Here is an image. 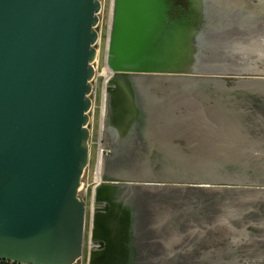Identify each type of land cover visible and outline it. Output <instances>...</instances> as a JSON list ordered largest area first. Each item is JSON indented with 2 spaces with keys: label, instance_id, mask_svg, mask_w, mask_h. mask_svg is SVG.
Instances as JSON below:
<instances>
[{
  "label": "water",
  "instance_id": "obj_1",
  "mask_svg": "<svg viewBox=\"0 0 264 264\" xmlns=\"http://www.w3.org/2000/svg\"><path fill=\"white\" fill-rule=\"evenodd\" d=\"M167 1L112 0L105 52L112 73L105 88L107 149L125 144L151 110L148 95L139 92L147 80L142 85L138 78L208 63L200 53H171L205 48L194 27L167 24ZM186 1L191 20L212 18L215 0ZM100 11V0H0L2 260L76 264L83 253L86 202L79 188L89 162ZM113 186L93 189L94 201L105 207L93 208L103 215H91L96 247L89 264H116L138 223L114 206L120 190Z\"/></svg>",
  "mask_w": 264,
  "mask_h": 264
},
{
  "label": "rangeland",
  "instance_id": "obj_2",
  "mask_svg": "<svg viewBox=\"0 0 264 264\" xmlns=\"http://www.w3.org/2000/svg\"><path fill=\"white\" fill-rule=\"evenodd\" d=\"M100 2L90 153L79 191L86 202L84 250L91 208L105 207L92 191L108 184L120 190L114 206L138 222L121 248L120 256L130 255L122 263L264 264V53H200L210 66L216 56L224 62L218 71L197 64L190 72L144 77L153 78L139 90L151 110L125 144L109 150L102 100L110 74L105 52L112 0ZM229 3L243 12L239 17H264V0ZM223 40L202 41L205 49H228ZM238 48L264 51V38ZM236 58L245 60L242 72L229 70Z\"/></svg>",
  "mask_w": 264,
  "mask_h": 264
},
{
  "label": "flooded vegetation",
  "instance_id": "obj_3",
  "mask_svg": "<svg viewBox=\"0 0 264 264\" xmlns=\"http://www.w3.org/2000/svg\"><path fill=\"white\" fill-rule=\"evenodd\" d=\"M231 0H215L213 2V16L209 19L199 18L196 15V19L191 20L189 15H191V11H189V6H191L186 0H168V10L166 16L168 18V25L171 23L181 24L182 22L189 24L194 27L197 32H200V35L203 38L211 37H219L223 40V45L226 44L228 49H197V50H179L171 53H264V51H249L245 48H238L240 50H235V45L244 44L245 42H249L251 39L256 38V36H260L264 38V17L255 19L249 18L248 15H244L243 17H239V14H243L242 11H238V9H234L231 3ZM263 1V0H262ZM238 8V7H237ZM224 11H228L233 15V17H223L220 14ZM220 13V14H219ZM205 21V24H204ZM229 26L226 29L223 27ZM251 31H259V34L253 33L251 35ZM258 38V37H257ZM260 40V39H259ZM221 41L218 42V44ZM235 42L237 44H235ZM224 57H227L224 56ZM217 56L213 60L211 66L210 64L204 66H210L211 70L218 71L219 66L224 62L217 63ZM236 64L232 67H229V70L233 69L236 71H243L245 60L234 59ZM210 70V69H209ZM85 226V224H84Z\"/></svg>",
  "mask_w": 264,
  "mask_h": 264
},
{
  "label": "bare ground",
  "instance_id": "obj_4",
  "mask_svg": "<svg viewBox=\"0 0 264 264\" xmlns=\"http://www.w3.org/2000/svg\"><path fill=\"white\" fill-rule=\"evenodd\" d=\"M111 10H112V2H111V4H110V17H109V29H110V21H111ZM109 29H108V32H109ZM253 33H255V34H259V31H251V35L253 34ZM235 44H237L236 42H235ZM215 55H212V58L214 57ZM224 57V56H223ZM214 58H216V57H214ZM213 58V59H214ZM207 62H209V59L208 58H204ZM213 59H211V60H213ZM236 59H238V58H236ZM205 63V62H204ZM204 63H203V65H204ZM211 63H212V61H211ZM208 64H210V63H208ZM238 72H242V71H238ZM112 76V73H111V71H110V74H108L107 75V77H109L106 81H105V83L110 79V77ZM138 80H139V82L138 83H141L142 84V80H145V79H139L138 78ZM153 80V78H149L148 79V81H146V83H150L151 81ZM105 88V87H104ZM103 112H102V128H103V126H104V121H105V114H106V93H105V95L103 96ZM101 138H102V135H101ZM104 146H105V144H104ZM102 152V151H101ZM100 162H101V160H100ZM102 173H103V161L100 163V167H99V178H100V176L102 175ZM100 212V211H99ZM92 213H93V215H99L100 213L103 215V213L102 212H100L99 214L98 213H95V210L93 209L92 210ZM130 251H131V249H130ZM128 256H130L129 254H125V256H119V258L117 259L118 261H117V263L116 264H128V263H126V261L124 262V263H122V258L121 257H123L124 259L126 258V257H128ZM106 264V263H105ZM111 264H114V263H112L111 262Z\"/></svg>",
  "mask_w": 264,
  "mask_h": 264
},
{
  "label": "built area",
  "instance_id": "obj_5",
  "mask_svg": "<svg viewBox=\"0 0 264 264\" xmlns=\"http://www.w3.org/2000/svg\"><path fill=\"white\" fill-rule=\"evenodd\" d=\"M94 68H95V66H94ZM92 88H93V86H92ZM80 188H81V186H80ZM80 188H79V191H80ZM92 197H93V191H92ZM92 205H93V203H92ZM92 210L93 209L91 208V213H90V217H89V234H88V239H87L86 251L83 249V253H82L80 259L77 261L76 264H89V253L92 249H95V247H96V244L90 240V232L92 230V218H91ZM84 245H85V242H84ZM0 264H30V263H22V262H15V261H11V260L0 259Z\"/></svg>",
  "mask_w": 264,
  "mask_h": 264
}]
</instances>
